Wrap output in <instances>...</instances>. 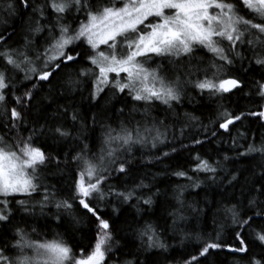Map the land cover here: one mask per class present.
Listing matches in <instances>:
<instances>
[{
    "label": "snow or ice",
    "instance_id": "6c2138e0",
    "mask_svg": "<svg viewBox=\"0 0 264 264\" xmlns=\"http://www.w3.org/2000/svg\"><path fill=\"white\" fill-rule=\"evenodd\" d=\"M0 13L22 21L19 33L0 21L6 25L0 31V264H149L140 256L167 253L169 227L180 232L181 242L197 241L196 254L183 264H214V255L223 251L233 257L231 264H264V139L256 146L252 136L238 158L223 157L242 164L259 156L255 167L228 170L199 153L193 157L190 171L206 174L209 187L222 190L212 233L180 228L189 219L186 212L197 218L205 212L184 199L187 188L201 189L205 183L185 170L172 175L187 180L188 186L175 189V204L166 210L163 224L144 222L135 230L139 246L134 251L120 243L125 237L117 239L121 230L101 215L100 207L115 198L122 204L135 201L140 213V205L151 209L156 203L159 190L152 191L144 179H133L130 158L135 146L156 149L170 142L168 116L152 115L156 102L172 111L173 120L185 123L181 136L188 122H199L189 113L174 111L189 88L220 98L242 95L253 105L236 112L222 106L218 127L224 132L230 134L238 122L249 119L264 127V0H0ZM197 49L212 54L207 66L196 57ZM154 58L165 59L167 66H151ZM84 81L90 82L87 112L82 110L84 98L79 103L75 99ZM45 90L47 95H42ZM129 101L143 107H130ZM110 110L128 119H120L115 127L98 121ZM137 113L140 120L135 119ZM98 122L102 130L97 138ZM238 136L249 139L243 133ZM69 141L76 143L64 150ZM174 152L176 148L164 151L156 159ZM69 168L67 188L44 183V173L64 174ZM204 202L210 203L207 196ZM74 205L95 221L88 251H75L60 234L46 239L34 226L38 217L46 219L55 209L58 224L67 214L75 228L83 217L73 214ZM112 212L119 215L120 209ZM225 224L231 240L223 238ZM118 251L123 259L116 257Z\"/></svg>",
    "mask_w": 264,
    "mask_h": 264
},
{
    "label": "trees",
    "instance_id": "16d2710c",
    "mask_svg": "<svg viewBox=\"0 0 264 264\" xmlns=\"http://www.w3.org/2000/svg\"><path fill=\"white\" fill-rule=\"evenodd\" d=\"M117 6H120L117 4ZM241 15H244L242 12ZM27 20V17H24ZM81 19L83 17L81 16ZM0 21H7V25L14 26L19 33L22 28V21L16 18H10L3 13H0ZM6 25L0 22V31H4ZM8 31H12V27H8ZM9 43H13L10 41ZM198 59L205 61V66L207 62L213 60L212 54L208 53L205 49H197L195 53ZM155 63L151 66L155 67L156 63H163L167 66V61L162 58H154ZM258 79L259 76L256 73ZM90 88V82L84 81L80 86L78 92L75 94V99L79 103L81 97L84 98L82 110L87 112V96ZM249 89L245 88L247 92ZM42 95H47V91L41 93ZM60 103H65L61 100ZM123 105H118L121 107ZM130 107L142 108L143 105L129 101ZM223 108H227L231 112H236L240 110L242 106L252 107L253 105L249 101L245 100L242 95H231L225 94L223 98L209 96L207 93L201 95L198 91L189 88L184 99L181 101L180 105H174V111L183 113H189L198 118V123L188 122L189 126L185 128L183 136H181L179 129L185 127V123L181 121H176L171 118L172 111L167 109L165 105L156 102L152 106V115L158 117L159 119H165V123L170 126L169 133V143L158 145L156 149L150 147H140L135 146L132 150V158L134 160L135 169L133 172V179H144L145 183L152 185V191L159 190L160 195L154 197L156 203L151 209L147 206L140 205V213H137L135 201L131 204H122L115 198H111L108 201L103 202L100 207L102 208L101 215L104 218H111L114 221V225L117 229H120L116 235L117 239L125 237V239H120V243L123 245L125 243L129 244L131 250H135L139 246V241L136 240L135 230L142 226L144 222H152L163 224V220L166 217V210L171 208L175 204L174 192L178 185L188 186L189 182L187 180L181 179L172 175L174 171L185 170L188 171L189 175H192L194 179H199L204 181L201 189L192 190L187 188L184 193V199L186 203L191 204L196 202L197 207L204 208L205 212L199 218L192 212H186L185 214L189 217L188 220L180 224V228L184 232L189 233H212L216 227L213 224V213L216 211L218 202L223 199L220 195L222 191L216 186L209 187L207 176L204 173L194 174L190 171L191 168L195 166V161L193 157L199 153L205 159L210 161H220L223 166L231 170L234 167L243 168L251 164L255 167L256 163L259 162L260 157L257 156L255 161H244L242 164H234L232 160L224 161V156H229L233 158H238V153L244 151L249 143L253 141L250 137L255 136L256 146H260L261 139H264V127L259 125V122L254 119L245 120L243 124L237 123L231 128L230 134L219 129L218 124L222 122L220 119V112ZM54 108V106H53ZM53 109H49L51 112ZM128 108H125V113L127 114ZM120 119H128V116H121L118 112L108 111L107 115L98 116V121H104L111 123L113 127L116 126ZM135 119L140 120L141 117L137 113L135 114ZM102 130V124L100 122L96 125L95 137H99ZM215 132L216 135H212ZM238 133H243L245 137L249 139L241 138ZM195 139L204 140L203 145H194L193 141ZM236 140V145H233V140ZM67 148L70 149L74 143L73 141L66 142ZM91 145V141H89ZM183 145H192V147L185 149ZM172 148H176L177 152L172 153L169 157H163L157 160V156H161L164 151H171ZM95 150V149H94ZM151 160L152 163H148ZM74 167V165L72 166ZM54 171V170H53ZM47 179L44 180L45 184L53 185L57 189H65L71 183V168L66 170L64 174L52 175L49 173H44ZM244 176H250V173H244ZM110 184L121 186V182L118 180H111ZM131 184V180L129 181ZM215 189V191H213ZM65 196L68 195L67 192L63 193ZM210 203H205L204 198ZM22 198V197H18ZM35 199H39L36 196ZM226 202V201H225ZM113 208L120 209L119 215H114L112 212ZM55 209H52L48 213L47 218L38 217V223H35V227L40 231L41 235L46 239H53L57 234H60L66 241L72 244L75 251H79L80 247H84L85 251H88V245L94 242L95 235V221L86 215L84 210L80 209L78 206L74 205V215L83 217V222L76 226L75 228L70 227V217L64 214V223L58 224L53 219V214ZM223 221V217H219ZM27 223L32 224L33 220L28 219ZM168 225H171V220H168ZM223 238L225 240L232 239V233L230 227L225 224ZM166 242L169 245V250L163 255L156 253L155 251L147 253L146 255H141V260H147L149 264H183L185 259H188L190 254H196V248L198 247L197 241L184 240L181 242V234L179 231L173 233L171 227H169L168 233L165 236ZM136 241L134 244L132 241ZM125 249V252L129 250ZM117 258L123 259L121 253L118 251L116 253ZM110 259H113L110 257ZM214 264H231L233 257L229 255L226 251L220 252L218 255H214Z\"/></svg>",
    "mask_w": 264,
    "mask_h": 264
}]
</instances>
